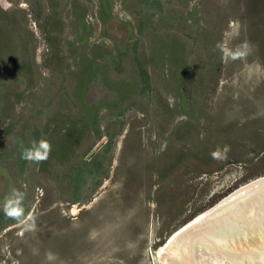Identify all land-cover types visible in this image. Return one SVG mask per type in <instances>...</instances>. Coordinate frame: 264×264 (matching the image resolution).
I'll list each match as a JSON object with an SVG mask.
<instances>
[{"label":"rangeland","instance_id":"obj_1","mask_svg":"<svg viewBox=\"0 0 264 264\" xmlns=\"http://www.w3.org/2000/svg\"><path fill=\"white\" fill-rule=\"evenodd\" d=\"M0 11V264H160L172 232L264 175V0ZM41 138L48 158L22 159Z\"/></svg>","mask_w":264,"mask_h":264},{"label":"bare ground","instance_id":"obj_2","mask_svg":"<svg viewBox=\"0 0 264 264\" xmlns=\"http://www.w3.org/2000/svg\"><path fill=\"white\" fill-rule=\"evenodd\" d=\"M252 196H256L254 201ZM251 200L252 203L248 204ZM261 202L263 204L260 207H253ZM248 207L256 214V218L264 223V175L235 189L214 206L197 214L179 229H176V232H172L167 241L158 248L156 259L160 264H264V255L262 254L264 236L256 241L244 237L231 245L220 246L219 243L216 244L206 237V233H204L205 235L199 233L191 241L197 247H194L195 245L192 243L189 251L182 248V239L185 236L191 235L199 229L207 231L208 227L213 225L210 223L212 219L219 220L229 213L236 215L246 213L251 216L247 210ZM253 243H256L254 247L251 245ZM248 246L250 250L246 249Z\"/></svg>","mask_w":264,"mask_h":264},{"label":"water","instance_id":"obj_3","mask_svg":"<svg viewBox=\"0 0 264 264\" xmlns=\"http://www.w3.org/2000/svg\"><path fill=\"white\" fill-rule=\"evenodd\" d=\"M252 197V200L254 201L256 199V196ZM252 200L249 201L248 204H251ZM262 204L263 203L261 202L259 204L253 205V207L258 208ZM247 210L250 212L251 216L246 213L242 215L229 213L219 220L212 219L210 223H212L213 225L208 227L207 231L199 229L194 231L191 235L185 236V238L182 239V248L186 251H189L193 243L191 241H193L199 233H202L203 235H205L204 233H206V237H208L216 244L219 243L218 245L220 246H227V244L231 245V243L237 242L244 237L248 239H254L253 241L262 238L264 236L263 221H260L258 218H256V214L250 210V207H248ZM255 244L256 243L251 244L252 247H254ZM194 247H197V245H195ZM246 249H249V246ZM262 254L264 255V250L262 251Z\"/></svg>","mask_w":264,"mask_h":264},{"label":"clouds","instance_id":"obj_4","mask_svg":"<svg viewBox=\"0 0 264 264\" xmlns=\"http://www.w3.org/2000/svg\"><path fill=\"white\" fill-rule=\"evenodd\" d=\"M220 47V45H218ZM227 146H225L224 151L226 152ZM51 152V144L46 138H41L39 140H33L31 146L23 148L21 152V158L26 161L41 162L45 161ZM220 149L211 153V156L215 159L218 157ZM23 194L18 190L13 189L9 197L5 198L3 205L4 213L9 217L19 218L23 215L22 207ZM51 258V254H49Z\"/></svg>","mask_w":264,"mask_h":264},{"label":"flooded vegetation","instance_id":"obj_5","mask_svg":"<svg viewBox=\"0 0 264 264\" xmlns=\"http://www.w3.org/2000/svg\"><path fill=\"white\" fill-rule=\"evenodd\" d=\"M0 14H1V11H0ZM5 29H7L6 26H5V24H3V26L2 25L0 26V49H3V50H5L4 47H5L6 43H9V40L6 39V34L9 31L7 32Z\"/></svg>","mask_w":264,"mask_h":264}]
</instances>
